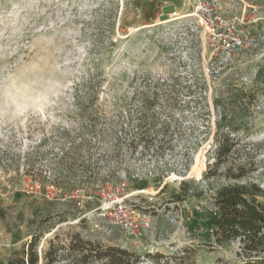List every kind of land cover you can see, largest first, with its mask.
Wrapping results in <instances>:
<instances>
[{"label":"rangeland","instance_id":"374dc122","mask_svg":"<svg viewBox=\"0 0 264 264\" xmlns=\"http://www.w3.org/2000/svg\"><path fill=\"white\" fill-rule=\"evenodd\" d=\"M193 11L192 0H0V262L33 235L43 255L75 234L181 264L240 261L238 241L209 250L189 230L226 183L225 166L211 182L204 175L221 117L214 100L232 83L258 92L243 103L235 160L249 161L245 181L264 189V81L255 83L264 0H222L225 19L254 40L231 57L196 28ZM89 83L97 99H88ZM139 179L152 195H136ZM183 181L188 198L170 202ZM117 187L152 221L139 240L100 217L103 192ZM68 255L60 251L61 264Z\"/></svg>","mask_w":264,"mask_h":264},{"label":"trees","instance_id":"16d2710c","mask_svg":"<svg viewBox=\"0 0 264 264\" xmlns=\"http://www.w3.org/2000/svg\"><path fill=\"white\" fill-rule=\"evenodd\" d=\"M263 81L264 68H259L255 75V83ZM86 89L88 99H97L95 89L90 83ZM226 89V98L222 94L214 100L215 109H221V117L214 134V163L209 165L204 175L205 180L211 182L220 175L221 167L225 166L223 177L226 183L213 190L209 208L196 211L197 218L194 219L189 232L196 238L204 239L205 242L201 245H205L204 247L209 250L238 241L240 261L236 264H264V189L245 181L249 176L248 167L252 164L249 161L237 163L235 160V157H239L238 150L235 149L236 138L243 130L241 125L246 118L243 103L255 100L258 92L254 86L238 87L234 83L228 85ZM156 99L154 96L153 100ZM74 100L77 101V105L80 103L77 93ZM151 105V102L143 101V110H149ZM88 106L92 107L93 103L90 102ZM82 109L80 113L83 117L92 115L88 113L87 108ZM146 112H141L140 116L143 117ZM118 144L117 147H120L121 144ZM137 145L131 142L129 148L135 149ZM81 147L86 148L87 152L92 149L91 144L85 140ZM251 172H254V169ZM147 186V180H135L136 189L144 190ZM190 186L189 182H181L180 192L172 194L170 202L182 203L187 199ZM39 240L40 236L33 235L27 247L15 250L6 262L0 264H61L59 253L64 249L68 251V256L73 257L68 264H146L148 261L153 264H181L176 257L168 258L161 254H146L142 257L121 247L84 240L80 234H75L66 248L50 241L48 249L41 255V252H38ZM187 251L188 248H185L182 253Z\"/></svg>","mask_w":264,"mask_h":264},{"label":"built area","instance_id":"2783aa9c","mask_svg":"<svg viewBox=\"0 0 264 264\" xmlns=\"http://www.w3.org/2000/svg\"><path fill=\"white\" fill-rule=\"evenodd\" d=\"M193 13L190 15L196 28L202 30L210 40L222 43L221 54L231 57L253 43L250 37L236 31L222 11V0H192ZM136 195H152L149 190H139ZM106 194V195H105ZM132 194L124 188H111L104 191L100 198V217L112 228L120 230L126 237L139 240L143 233L150 230L152 221L140 215L136 205L130 201ZM152 198V197H151Z\"/></svg>","mask_w":264,"mask_h":264}]
</instances>
